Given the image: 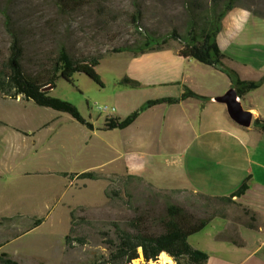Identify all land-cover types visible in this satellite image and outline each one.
<instances>
[{"label":"crops","instance_id":"crops-1","mask_svg":"<svg viewBox=\"0 0 264 264\" xmlns=\"http://www.w3.org/2000/svg\"><path fill=\"white\" fill-rule=\"evenodd\" d=\"M248 15L250 10L239 5L227 13L217 37L222 53L234 38L227 34L231 22ZM180 48L168 46L140 56L124 52L131 58V67L115 79L126 78L136 86L115 80L108 100L115 113L79 112L92 129L33 101L0 96V109L20 107L17 115H0V220H42L0 244V254L18 264H65L71 213L108 203L109 182L79 179L85 172L135 175L157 190L215 197L231 195L249 177V189L235 201L256 215L251 222L256 227L215 218L202 230L212 232L210 246L192 245L194 235L189 243L208 255L206 264H264V132L253 125L256 119L264 120V85L251 92L255 95L248 103L245 99L250 94L238 96L243 109L253 116L251 126L244 128L217 101L232 89L229 77L181 57ZM187 91L195 96L155 105L125 129H104L107 118L124 120L149 100L179 98ZM138 96L144 98L137 101ZM31 103L38 108H31ZM240 234L250 242L239 240Z\"/></svg>","mask_w":264,"mask_h":264},{"label":"rangeland","instance_id":"rangeland-1","mask_svg":"<svg viewBox=\"0 0 264 264\" xmlns=\"http://www.w3.org/2000/svg\"><path fill=\"white\" fill-rule=\"evenodd\" d=\"M226 1L220 0L212 9L211 0H0V55L1 58L7 56L11 33L16 34L24 47L22 64L27 72L36 71L38 65L57 56L61 46L74 58L103 55L96 71L104 87L84 73H76L72 82L58 77L49 95L72 103L80 113L88 115L93 109L95 116L107 115L97 108L107 106L115 113L116 108L108 100L112 97L115 80H120L115 79L116 75H123L131 67L129 54H113V49L137 45L146 35L165 36L176 31L185 36L193 24L199 33L204 19L221 10ZM236 5L250 10V15L233 24L231 22L227 34L230 38L234 35V38L231 43L227 41L224 48L225 64L241 80L257 82L264 76V0H237ZM138 10L141 20L134 24L133 18ZM178 45L177 41L170 39L164 48ZM126 90L136 92L129 87ZM251 92H247L250 95L246 97V103L251 95H255ZM152 96L146 94V97ZM136 98L138 101L144 96ZM35 106L31 103V108H38ZM14 112L15 115L20 112L18 104L0 109V115ZM31 112L27 110L28 114ZM112 180L110 188L121 192L119 199L108 201L99 208L75 212L73 236L80 238L83 244L67 248L65 264H90L106 256L107 240L115 236L114 223L126 228L127 222L137 212L154 209L157 213L162 207L163 199L157 202V197L146 192L144 186L132 183L125 190V179ZM189 198V193L184 192L172 195L169 201L185 205ZM227 215L236 224L252 222L238 209H229ZM21 229L25 228L0 229V242ZM206 230L194 235L190 243H199L201 249L210 246L212 232ZM240 238L250 242L242 234L238 235ZM159 260L155 264H159ZM133 264H141V261L136 260Z\"/></svg>","mask_w":264,"mask_h":264},{"label":"trees","instance_id":"trees-1","mask_svg":"<svg viewBox=\"0 0 264 264\" xmlns=\"http://www.w3.org/2000/svg\"><path fill=\"white\" fill-rule=\"evenodd\" d=\"M237 0H227L221 10L213 13L210 18L204 19V25L198 33L191 25L185 36L179 35L176 31L165 36L146 35L144 40L137 45L129 47H120L112 50L111 53L118 54L122 52H131L134 56L144 55L146 53L163 49L167 42L172 39L180 45L179 55L183 58L192 59L195 62L214 68L215 70L226 74L231 82V87L239 97H243L247 92L259 89L264 85V76L257 82L241 80L234 70L228 68L225 64L226 56L221 52L217 37L222 30V21L227 13L236 5ZM220 0H211L212 9L217 6ZM141 20V14L138 10L133 23L138 24ZM10 45L7 56L1 58L0 55V96L10 100L21 97L27 101H33L41 107L51 109L60 113L70 115L75 121L92 129L80 115L78 109L70 102L63 101L49 95L50 89L55 87V80L60 77L67 82H72L73 75L84 73L100 87H104L101 77L96 71L103 55L91 56L88 58H74L67 53L64 47L58 49L57 56L47 60L45 64H40L34 72L25 71L22 60L24 57V47L16 34L10 35ZM122 85L135 87L136 84L129 79L121 81ZM195 96L186 92L179 98H159L147 101L140 109L130 114L124 120L107 118L104 129L115 130L125 129L130 126L140 114L159 104H176L186 97ZM264 132V120L256 119L253 122ZM79 179L104 180L109 182L106 190L108 201L120 198V191L111 190L112 179H125L124 189L129 184L137 183L145 187V191L154 194L162 200V207L159 212L156 210H144L136 213L131 218L126 228L114 223V237L107 240L108 254L100 259L94 260L90 264H133L140 260L141 264H155L158 262L162 253H166L174 264H206L208 255L198 249H195L190 243L189 238L200 233L213 219L228 218L229 209L234 208L248 216L251 221L256 220V215L238 204L235 200L243 196L249 189V180L246 178L239 188L229 196L215 197L192 191H162L157 190L151 184L145 182L142 177L135 175L118 176L112 175L106 177L96 172H85L78 176ZM189 193L190 200L186 204H175L169 200L171 196L179 193ZM169 194V196L167 195ZM154 203L151 206L154 207ZM156 206V205H155ZM161 206V205H160ZM152 207V208H153ZM79 208L78 210H84ZM193 210V212H192ZM71 213V229L66 236L67 248L74 244H83L80 238L73 236L75 226V212ZM24 220V222H21ZM42 222L39 218H4L0 220V229L12 231L18 226L25 228L24 232L19 231L10 234L0 244L14 239L26 231L37 227ZM26 223V224H22ZM255 228L253 223L247 225ZM0 264H18L9 255L0 254Z\"/></svg>","mask_w":264,"mask_h":264},{"label":"water","instance_id":"water-1","mask_svg":"<svg viewBox=\"0 0 264 264\" xmlns=\"http://www.w3.org/2000/svg\"><path fill=\"white\" fill-rule=\"evenodd\" d=\"M217 101L226 105L229 117L236 124L244 128L251 126L253 116L250 112L243 109L234 89L229 90L224 96L217 98Z\"/></svg>","mask_w":264,"mask_h":264},{"label":"bare ground","instance_id":"bare-ground-1","mask_svg":"<svg viewBox=\"0 0 264 264\" xmlns=\"http://www.w3.org/2000/svg\"><path fill=\"white\" fill-rule=\"evenodd\" d=\"M159 259V264H173L171 258L166 253H162Z\"/></svg>","mask_w":264,"mask_h":264},{"label":"built area","instance_id":"built-area-1","mask_svg":"<svg viewBox=\"0 0 264 264\" xmlns=\"http://www.w3.org/2000/svg\"><path fill=\"white\" fill-rule=\"evenodd\" d=\"M97 109L101 113H109V112H113L114 111V109H109L107 106H104V107L99 106Z\"/></svg>","mask_w":264,"mask_h":264}]
</instances>
